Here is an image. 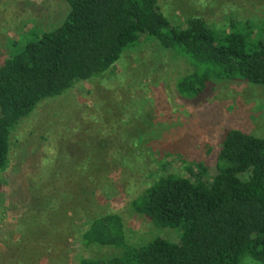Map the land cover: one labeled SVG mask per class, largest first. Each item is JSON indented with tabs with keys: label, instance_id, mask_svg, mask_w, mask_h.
Instances as JSON below:
<instances>
[{
	"label": "trees",
	"instance_id": "1",
	"mask_svg": "<svg viewBox=\"0 0 264 264\" xmlns=\"http://www.w3.org/2000/svg\"><path fill=\"white\" fill-rule=\"evenodd\" d=\"M63 1L68 11L59 24L11 40L10 53L0 62V176L20 122L40 103L107 73L141 36L191 65L175 82L183 98L201 96L212 81L264 86V21L257 30L249 22H232L226 31L198 16L175 24L158 0ZM213 163L211 173L204 162H185V174H178L169 169L171 162H160V173L129 202L130 210L155 228L174 231L175 241L157 235L131 244L122 216L109 212L89 220L78 242L84 250L112 252L79 256L78 264H242L245 258L264 263V135L227 129ZM29 196L34 201L23 200L22 221L11 225L21 234L6 242L8 256L0 264H61L55 241L49 247L25 232L26 225L33 234L55 229L56 221L50 223L66 196Z\"/></svg>",
	"mask_w": 264,
	"mask_h": 264
},
{
	"label": "rangeland",
	"instance_id": "2",
	"mask_svg": "<svg viewBox=\"0 0 264 264\" xmlns=\"http://www.w3.org/2000/svg\"><path fill=\"white\" fill-rule=\"evenodd\" d=\"M158 1L175 24L198 16L230 31L232 22H249L256 29L264 21V0ZM67 11L63 0H0V62L9 55L11 40L53 29ZM191 71L185 58L141 36L107 73L40 103L20 122L0 176V259L8 256L6 242L21 234L11 225L22 221L23 200L34 201L29 195L41 192L66 196L50 223L56 221V227L33 234L25 224V233L27 239L40 236L37 241L49 247L55 241L61 264L112 252L96 246L84 250L78 242L89 220L109 212L122 216L131 244L157 235L175 241L174 231L155 228L129 208L160 173V162L169 161L171 171L185 174V162L200 161L212 173L219 138L227 129L264 135V86L212 81L201 96L187 99L178 95L175 82ZM242 264L261 263L245 258Z\"/></svg>",
	"mask_w": 264,
	"mask_h": 264
}]
</instances>
